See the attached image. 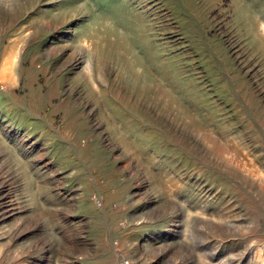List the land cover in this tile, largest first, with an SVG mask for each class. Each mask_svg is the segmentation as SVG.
<instances>
[{
	"label": "rangeland",
	"instance_id": "374dc122",
	"mask_svg": "<svg viewBox=\"0 0 264 264\" xmlns=\"http://www.w3.org/2000/svg\"><path fill=\"white\" fill-rule=\"evenodd\" d=\"M8 51L0 264H264V0H0Z\"/></svg>",
	"mask_w": 264,
	"mask_h": 264
},
{
	"label": "bare ground",
	"instance_id": "6f19581e",
	"mask_svg": "<svg viewBox=\"0 0 264 264\" xmlns=\"http://www.w3.org/2000/svg\"><path fill=\"white\" fill-rule=\"evenodd\" d=\"M18 44V43H17ZM17 47V46H16ZM17 50V49H16ZM14 50V51H16ZM25 62V61H24ZM16 63V53L13 51H8L5 56L0 61V83L5 85H13L15 83V78H17V70L15 68ZM251 161V160H250ZM255 164V163H254ZM253 167V166H252ZM260 169V168H259ZM263 170H260V172ZM264 175V173H263ZM1 176V175H0ZM8 176V175H7ZM2 180V179H1ZM3 181V180H2ZM3 185V184H2ZM1 194V193H0ZM7 195V194H6ZM6 198V197H5ZM4 204V203H1ZM11 205V204H10ZM13 206V205H12ZM1 210V209H0ZM188 210V209H187ZM192 210V209H191ZM13 211V210H12ZM189 211V210H188ZM194 211V210H193ZM187 212V211H186ZM192 212V211H191ZM188 214V212H187ZM5 215V214H4ZM191 215V214H190ZM189 215V216H190ZM3 216V215H2ZM188 216V215H187ZM199 216V214H198ZM201 216V215H200ZM206 216V215H205ZM11 218V217H10ZM195 218V217H194ZM205 218V217H204ZM203 219V218H202ZM207 219V218H206ZM210 219V218H209ZM196 220V218H195ZM192 221V220H191ZM197 221V220H196ZM180 222V221H179ZM193 222V221H192ZM198 222V221H197ZM211 222V220H210ZM6 223V222H5ZM231 223V222H230ZM226 224V223H225ZM232 228V227H231ZM15 230V229H14ZM228 231V230H227ZM195 234V233H194ZM193 236V235H192ZM10 240V239H9ZM246 250V249H245ZM241 252V251H240ZM264 254V253H263ZM238 256V255H237ZM243 256V255H242ZM257 257V256H255ZM260 257V256H259ZM118 258V257H117ZM242 258V257H241ZM261 258V257H260ZM238 260V259H237ZM124 261V260H123ZM124 263V262H123ZM251 264V263H250ZM259 264V263H258ZM261 264V263H260Z\"/></svg>",
	"mask_w": 264,
	"mask_h": 264
}]
</instances>
